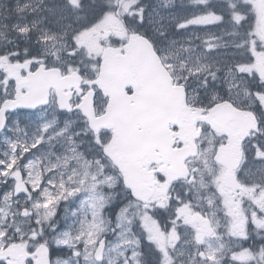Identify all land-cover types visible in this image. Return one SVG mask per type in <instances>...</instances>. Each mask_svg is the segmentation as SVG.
Returning a JSON list of instances; mask_svg holds the SVG:
<instances>
[{
    "label": "snow or ice",
    "instance_id": "obj_1",
    "mask_svg": "<svg viewBox=\"0 0 264 264\" xmlns=\"http://www.w3.org/2000/svg\"><path fill=\"white\" fill-rule=\"evenodd\" d=\"M0 264H264V0H0Z\"/></svg>",
    "mask_w": 264,
    "mask_h": 264
}]
</instances>
